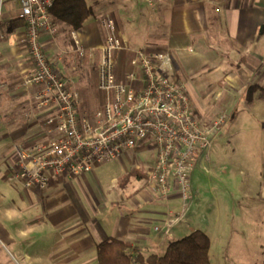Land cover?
<instances>
[{
    "label": "crops",
    "instance_id": "crops-1",
    "mask_svg": "<svg viewBox=\"0 0 264 264\" xmlns=\"http://www.w3.org/2000/svg\"><path fill=\"white\" fill-rule=\"evenodd\" d=\"M104 1L87 0L93 15L81 29L74 30L55 19V36L43 35L49 58H63L59 68L72 88L79 92L81 86L79 73L73 71L79 63L73 34L83 46L99 48L103 43L99 18L106 11L115 10L119 30L130 47L151 45L155 51L171 55L167 75L187 88L196 108V80L207 88L217 79L221 98L216 104L228 116L229 136L239 135L247 151L259 147L264 152V96L258 90L250 95L247 92L253 85L264 88V0H152L151 5L146 0ZM0 11V103L7 104L10 119L6 126L8 135L17 142L14 146L29 144L42 138L46 119L54 112L36 110L22 85L33 62L25 43V22L19 17V0H5ZM122 58V63H126L130 54L125 52ZM224 126L216 136L224 134ZM131 152L121 155L123 169L115 179L114 189H120L118 178L136 172L127 170ZM196 162L191 176L193 200L202 196L200 182L209 188L214 179L198 176L197 182L196 169L204 167L216 172L209 153ZM87 181L85 173L53 182L46 190L31 188L33 192L28 195L39 200L55 198L61 194V188L69 194L66 200L71 208L49 205L46 212L51 217L45 219V225L33 220L21 228L23 210L16 219L0 214V240L11 245L9 251L16 262L15 253L24 264H99L98 243L108 237L129 241L146 255L162 254L171 240L179 238L176 231L180 234L184 230L173 229L177 223L187 221L191 204L184 219L174 222L183 210L178 193L162 197L148 181L150 191L141 190L133 196L127 186L120 192L116 190L117 197L111 198L115 199L112 209L100 212L102 203L98 198L97 204H83L81 197H77L79 187ZM217 183L221 189L204 191L208 208L202 227L190 231L200 229L209 236L212 264H264V166L259 173L245 170L243 178L221 173ZM176 200L179 208L171 211L170 204ZM170 222L174 223L169 236L166 233ZM42 227L58 232L59 236L48 242L31 239L34 231ZM68 233L72 235L67 237Z\"/></svg>",
    "mask_w": 264,
    "mask_h": 264
},
{
    "label": "built area",
    "instance_id": "built-area-1",
    "mask_svg": "<svg viewBox=\"0 0 264 264\" xmlns=\"http://www.w3.org/2000/svg\"><path fill=\"white\" fill-rule=\"evenodd\" d=\"M56 1L19 0V17L25 22V43L33 62L22 85L36 110L54 113L46 119L41 139L14 147L13 176L23 179L26 188L46 190L53 182L91 172L96 165L150 141L156 160L147 179L162 197L178 193L183 210L174 222L183 220L195 196L191 176L196 161L208 156L226 115L201 124L187 88L167 75L171 55L151 45L130 47L119 30L115 10L99 18L103 30L99 48L81 45L73 34L79 56L88 63L98 62L102 105L93 112L84 111L81 93L59 68L63 58H49L42 39L45 33L54 37L57 32L52 14ZM125 52L132 55L129 69L119 73ZM174 222L169 223L167 235Z\"/></svg>",
    "mask_w": 264,
    "mask_h": 264
},
{
    "label": "rangeland",
    "instance_id": "rangeland-1",
    "mask_svg": "<svg viewBox=\"0 0 264 264\" xmlns=\"http://www.w3.org/2000/svg\"><path fill=\"white\" fill-rule=\"evenodd\" d=\"M4 1L5 0H0L1 8ZM104 2L107 1L105 0ZM145 7L148 8L146 3ZM88 23L89 21L87 20V24ZM81 45L83 44L81 43ZM76 55L79 58V63L73 69V71L79 73L77 76H79V84L81 85L79 86V92L81 93V99L83 102L82 109L87 112H93L102 105V94L98 89V62L95 59L93 62L91 61V63H88L87 58L82 59L77 51ZM131 57L132 55L130 54V58H127L126 63H122L123 58H120L117 68L119 73H124L129 69V60ZM196 81L198 82L196 84L197 88L195 91L196 96H194V101L198 109L194 106L192 98H190L192 107L201 124H211L221 115H223L219 110L218 104H216L221 98H219L218 95L221 86H219L217 83V79H214L213 86L207 88L200 86L201 84L199 83V79ZM9 119L7 104L4 105L0 103V214L7 218H15L17 217V213L20 210H23L24 218L20 221L21 228H26L27 225L33 220H37L39 224L45 225V219H49L51 217V215L46 212L50 207L49 205L54 206L55 204H59L60 207H67V209L71 208L70 201L66 200L69 198V194L64 188H61V194H58L51 200H39L36 197H32V195H28V193L33 192V190L31 188L25 187L23 179L15 178L13 176L15 161L14 145L17 142H15L13 138L8 135L9 132L7 130L6 121ZM228 122L227 116V123L224 126V134L222 136H216L218 133L215 134L213 138V146L209 150V154L213 157L214 161L212 167L214 170H216V172H209L204 167H198L195 171L196 173L194 177L196 181L198 180V176L204 178L214 176V179L211 182L212 187L210 186L209 188L203 185V182H200V191L202 196L198 200L195 198L191 203L187 213V221L177 223L176 227L173 229L174 232L178 227L180 230L184 229L180 234L176 231L175 235L179 238L182 237L181 235H185L188 231V234H190L191 231H193H190V229L202 227L203 221L205 219L204 215L206 214L208 208V204L206 202L207 196L205 195L204 191L207 189L208 191L211 189L218 190V188H220V185L217 183V179L221 173H227L229 175L235 176L236 178H243L245 177V170L246 173L248 170L259 173V171H261L262 167L264 166L263 148L261 149L257 147L253 150L247 151L243 141L239 138V135L230 134L229 136L230 129ZM217 150H220V155L215 156V152ZM130 154L131 162L129 163L127 170H135L136 172H134L132 175L125 173L120 178H118L117 186L120 189H114L113 184L117 183L115 179L123 169V167L121 168V157L114 161L98 164L91 172L87 173L88 183H86L84 187H79V195L77 196L81 197L83 204L89 201L95 202V204H97L96 199L98 198V200L102 203L100 206V212H105L113 208V202L115 199L113 200L111 198L117 197V193L127 186H130L133 196L141 190H144L147 193L150 191V186L146 180V176L148 170L153 166L156 160V151L154 146H152L150 141L140 142ZM250 160H252V162ZM207 165L208 164L205 166L207 167ZM106 200L109 201L105 202ZM170 206L171 211H175L177 208H179V200L171 203ZM7 225L10 227L11 223ZM9 229L11 230V228ZM71 235V233H68L67 237H70ZM58 236V232H54L49 230V228L42 227L36 229L33 236L30 238H33L38 242H48L49 240H53ZM10 249L11 245L8 243L5 244L0 240V264H24L23 260L18 258L17 254L15 253V256L19 261L16 262L13 255L9 251Z\"/></svg>",
    "mask_w": 264,
    "mask_h": 264
},
{
    "label": "trees",
    "instance_id": "trees-1",
    "mask_svg": "<svg viewBox=\"0 0 264 264\" xmlns=\"http://www.w3.org/2000/svg\"><path fill=\"white\" fill-rule=\"evenodd\" d=\"M57 21L64 22L74 30L81 29L93 15L87 0H57L52 8ZM258 90L264 96V88L251 86L248 95ZM211 241L202 230L171 240L164 253L146 255L129 241L108 237L98 243L99 264H212Z\"/></svg>",
    "mask_w": 264,
    "mask_h": 264
}]
</instances>
